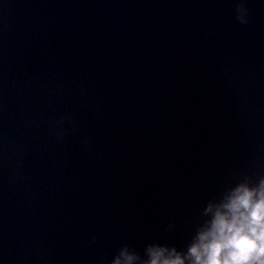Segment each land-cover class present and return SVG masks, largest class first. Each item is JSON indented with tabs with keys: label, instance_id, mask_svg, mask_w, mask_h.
<instances>
[{
	"label": "water",
	"instance_id": "95a60500",
	"mask_svg": "<svg viewBox=\"0 0 264 264\" xmlns=\"http://www.w3.org/2000/svg\"><path fill=\"white\" fill-rule=\"evenodd\" d=\"M236 2L0 0V264L183 250L264 175V0Z\"/></svg>",
	"mask_w": 264,
	"mask_h": 264
},
{
	"label": "clouds",
	"instance_id": "9594fccd",
	"mask_svg": "<svg viewBox=\"0 0 264 264\" xmlns=\"http://www.w3.org/2000/svg\"><path fill=\"white\" fill-rule=\"evenodd\" d=\"M234 12L240 24L250 22L247 0H237ZM201 217L183 250L153 242L140 253L125 244L102 264H264V175H241L207 202Z\"/></svg>",
	"mask_w": 264,
	"mask_h": 264
}]
</instances>
